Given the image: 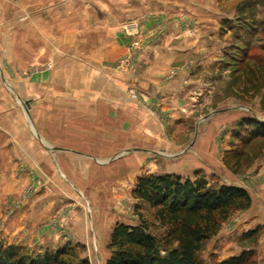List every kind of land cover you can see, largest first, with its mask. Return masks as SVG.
I'll return each instance as SVG.
<instances>
[{
  "label": "crops",
  "instance_id": "crops-1",
  "mask_svg": "<svg viewBox=\"0 0 264 264\" xmlns=\"http://www.w3.org/2000/svg\"><path fill=\"white\" fill-rule=\"evenodd\" d=\"M178 1L19 0L10 4L0 0L1 19L11 22L7 31L12 32L13 66L51 65L30 73L26 81L45 90L44 108L33 117L47 146L55 149L46 151V157L63 171L69 165L110 160L98 169L106 179L112 173L111 181L117 180L118 171L129 175L136 171L137 177L149 161V147L164 145L166 127L171 131L183 126L190 132L198 111L211 112L207 97L214 82L223 79L211 73V66L218 64L212 53L221 42L215 30L231 25L232 14L194 12V28H179L174 19L180 12ZM6 37L10 45V34ZM132 92L141 97L134 99ZM33 95L31 99L37 100V91ZM203 98L205 102L197 104ZM148 102H159L161 109L147 108ZM160 114H166V120ZM222 119L220 114L215 122ZM213 124L206 120L199 128L210 133ZM208 138L200 135L195 145L207 147ZM248 193L251 205L240 210L238 234L223 237L213 253L221 249L223 259V253L226 258L253 250L255 264H264V204ZM232 237L237 241L229 244Z\"/></svg>",
  "mask_w": 264,
  "mask_h": 264
},
{
  "label": "rangeland",
  "instance_id": "rangeland-1",
  "mask_svg": "<svg viewBox=\"0 0 264 264\" xmlns=\"http://www.w3.org/2000/svg\"><path fill=\"white\" fill-rule=\"evenodd\" d=\"M2 1L17 4L19 0ZM178 3L180 12L175 13L174 19L179 28H194L195 13L232 14L231 25L215 30V36L218 33L215 38L221 42L216 43L219 47H214L212 53L213 62L218 64L211 66V73L214 78L223 79L214 82L213 93L207 100L196 101L210 102L211 112L198 111L190 132L183 126L171 131L166 127L164 145L149 147V161L139 172L174 173L190 179L203 175L212 185L241 184L254 194L257 203L264 204V137L248 141L242 135L254 131L249 122L264 120V0ZM7 29H12L11 22L2 20L0 15V239L6 244L21 245L29 253L72 244L77 254L87 257L90 264H105L113 224L138 222L134 210L138 201L132 194L136 171L130 175L118 171L117 180L111 181L112 173L106 179L98 171L107 167L110 160L97 164L95 159L91 166L69 165L63 171L49 155L46 157V151L50 154L55 149L47 146L33 117L34 112L44 108L45 90L33 88L26 80L30 73L51 65L45 62L42 67L40 64L27 65L25 69L17 64L14 67L12 32ZM7 33L11 36L10 45ZM220 44L224 49H220ZM27 55L22 53V57ZM119 61L123 64L124 58ZM36 91L38 99L32 100ZM131 94L134 99L141 97L137 92ZM146 107L161 109L159 102H148ZM220 114L222 123H216ZM166 116L160 114L159 118L163 121ZM206 120L214 123L213 132L199 128ZM203 134L212 136L208 138V146H196ZM139 211L150 230L158 234L161 229L153 219L152 208L141 202ZM239 228L240 210H236L220 223L213 236L203 241L198 258L203 262L219 260L222 250L217 253L213 250L220 248L223 237L236 236ZM234 238L229 244L237 241ZM222 256L225 258L226 253Z\"/></svg>",
  "mask_w": 264,
  "mask_h": 264
},
{
  "label": "trees",
  "instance_id": "trees-1",
  "mask_svg": "<svg viewBox=\"0 0 264 264\" xmlns=\"http://www.w3.org/2000/svg\"><path fill=\"white\" fill-rule=\"evenodd\" d=\"M249 124L254 131L242 133L245 140L264 137V120ZM132 194L138 201L134 207L138 222L113 225L105 264H255L253 250H243L218 261L203 262L198 258L203 241L217 232L231 212L250 207L251 197L242 186L212 185L203 175L190 179L174 173H143L136 177ZM141 202L152 208L153 219L161 229L158 234L150 230L142 217ZM0 264L90 262L79 256L72 244L29 253L21 245L6 244L0 239Z\"/></svg>",
  "mask_w": 264,
  "mask_h": 264
}]
</instances>
